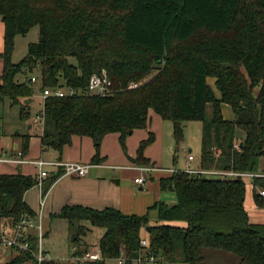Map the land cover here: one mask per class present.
Instances as JSON below:
<instances>
[{"label": "trees", "instance_id": "obj_1", "mask_svg": "<svg viewBox=\"0 0 264 264\" xmlns=\"http://www.w3.org/2000/svg\"><path fill=\"white\" fill-rule=\"evenodd\" d=\"M0 21V104L18 106L19 119L30 123L34 75L41 94L62 88L79 93L45 100L44 151L62 155L74 137H88L96 149L91 164L100 165L108 135L119 134L127 152L128 138L148 129L154 113L173 124L177 151L185 123L202 124L201 170L264 175V166L259 170L264 161V0H0ZM35 27L43 41L30 43L27 56L14 63L16 38ZM103 72L115 93L86 95L92 77ZM210 78L220 98L209 86ZM131 84L139 87L131 89ZM224 104L232 108L234 120L224 118ZM14 137L27 157L31 136ZM154 141L150 133L132 163L153 166L145 151ZM61 176L60 170L51 173L45 191ZM252 184L254 201L264 209L257 193V188L264 190V178ZM37 185V175H0V229H14L24 216L35 218L24 196ZM160 186L175 194L177 203L155 204L158 226H149V215L65 207L57 217L79 224L75 255L88 251L79 243L86 235L84 224L90 223L106 231L99 245L102 256L118 259L124 252L128 264L142 251L145 228L152 253L171 264H204L205 249L237 256L239 264H264V224L250 221L243 178L221 181L176 171ZM31 242L37 250V241ZM33 260L32 254L17 253L6 264Z\"/></svg>", "mask_w": 264, "mask_h": 264}, {"label": "crops", "instance_id": "obj_2", "mask_svg": "<svg viewBox=\"0 0 264 264\" xmlns=\"http://www.w3.org/2000/svg\"><path fill=\"white\" fill-rule=\"evenodd\" d=\"M1 60V59H0ZM3 72V64L0 66V76ZM216 82V81H215ZM43 105V100H42ZM32 107V106H31ZM42 108V107H41ZM223 112V106H222ZM157 118H160L158 115L151 113L150 114V125L146 130H137L132 136L127 140V150L129 148L130 154L125 153L124 151H119V147L116 145V140L120 139L119 134L108 135L102 144L101 148V158L103 160L100 165H92V159L96 154V149L93 143V140L88 137H74L72 140L71 146H68L64 149L62 155L54 150H43L41 145V134L38 128L32 122L28 123L24 130H13L3 131L2 136L0 137V154H15L16 150L20 149V139L15 138L14 135H29L31 136L30 140V152L27 156L28 160L37 161L44 160L47 162H75L82 163L86 165H91L89 173L85 177H71V176H61L52 187L46 192L45 186L43 184V191L47 193L45 206L43 208V225L45 229V237L49 234V224L51 220L49 217H57L58 214L65 207H84L96 211H103L108 208H113L119 210L124 215L127 216H146L149 215L147 212L152 209L155 204L159 202L166 203V200L169 201L168 205H174L176 203L175 194L168 195V192H163L161 190L160 181L163 178L170 177L172 173L155 171L154 176H150L151 183L149 179L145 176L148 173H143L140 171L141 167H138L132 163L129 158H136L139 145L142 141L147 140L149 134L152 133L155 136L154 143L147 148L145 151V156L149 158L153 166H148L152 168L170 170V171H181L179 168H163V165H166L164 162V152L162 147L161 135L156 137V128L154 124L158 121ZM235 118V117H234ZM234 118L232 120H234ZM232 121L231 119H226ZM166 122V121H165ZM157 133V132H156ZM36 141L39 144L38 153L33 155V142ZM161 140V141H160ZM113 149L111 152L110 149ZM132 149V150H131ZM116 151V152H115ZM41 152L39 158L35 157ZM192 153V151H189ZM48 156L49 159H45L44 156ZM190 157V155H189ZM189 157L186 160L185 166L192 169V162L189 161ZM186 169V168H185ZM193 170H201L200 166L198 168H193ZM0 175H14V174H23L26 176H36L38 170L33 165H23V166H5L1 168ZM58 170L51 168L50 172L52 174L57 173ZM140 175V177H135L134 182H132L134 173ZM50 173V174H51ZM159 180L154 181V178ZM138 178H144V184H137L135 180ZM147 184V185H146ZM46 185V184H45ZM145 189L147 191L145 192ZM259 189H257V192ZM259 193V192H258ZM41 188L39 186L34 187L28 191L24 196L25 203L30 207V209L35 213V217H39L40 210V199H41ZM254 201V198H253ZM255 203V201H254ZM167 204V203H166ZM256 205V203H255ZM257 206V205H256ZM258 207V206H257ZM259 209H262L258 207ZM264 210V209H262ZM251 221V220H250ZM253 223V222H252ZM260 224V223H256ZM51 226V225H50ZM9 228V227H8ZM2 229V228H1ZM12 230V229H11ZM44 237V239H45ZM145 240H148L145 239ZM43 250L48 254L52 255L50 251L45 248L44 240L42 243ZM0 247L4 248L2 245ZM6 249V248H4ZM8 251V249L6 250ZM10 251V250H9ZM13 254L17 252L12 251ZM74 254L76 253V247L74 246ZM11 258V259H12ZM68 258V257H65ZM7 261V260H6ZM10 261V260H9ZM8 261V262H9ZM6 262V263H8ZM0 263H5L0 259Z\"/></svg>", "mask_w": 264, "mask_h": 264}, {"label": "rangeland", "instance_id": "obj_3", "mask_svg": "<svg viewBox=\"0 0 264 264\" xmlns=\"http://www.w3.org/2000/svg\"><path fill=\"white\" fill-rule=\"evenodd\" d=\"M39 36V29L37 27L33 28L31 32L27 36H18L15 41V51L13 54V62L14 63H19L22 61L26 56L28 52V45L30 43H36L40 40ZM4 50V24L3 22L0 21V54ZM71 63L76 64V60L71 59ZM0 66L2 67V61L0 60ZM35 73H38L36 71ZM1 74V73H0ZM156 74V72L154 73ZM153 74V75H154ZM37 75H34L35 77ZM209 86L212 88V90L216 93L217 97L220 98V94L215 86V80L210 78L208 79ZM1 85V81H0ZM35 88V96L31 104V114L32 118L31 120L36 117L42 107V98L40 97L41 93V86L39 84L34 85ZM19 112L20 108L18 106L13 107L10 101H6L3 104H0V137L3 134V131H7L8 128L9 130H13L14 128H17V130H24L27 126V122H22L19 119ZM208 114H210V111L208 110ZM223 116L225 119H233L234 113L232 111V108L229 105L224 104L223 105ZM156 117V116H154ZM157 118V117H156ZM158 121L155 122L154 127L156 128V137H160L161 135V140H162V147H163V152H164V162L166 165H163V168H179L181 171H187V170H193V168H198L200 166L201 162V134H202V124L200 122H188L185 123L184 125V140L182 144L179 147V150L177 151V145L174 140L173 136V124L171 122H165L161 118H157ZM31 120L29 122H31ZM41 134V131L43 130L41 128H38ZM238 135H244L242 132H238ZM160 140V141H161ZM116 145L119 147V151H124L120 139L116 140ZM38 147L39 144L36 141V139L33 142V155L35 153H38ZM111 152H113V149H110ZM132 150V149H131ZM192 151L190 153L189 151ZM116 152V151H115ZM125 152V151H124ZM31 153V152H30ZM130 154V150L128 148L127 152ZM41 152L37 154L38 157L40 156ZM193 156L196 160L195 162H192V169L190 167H186V160L188 157ZM41 157V156H40ZM45 159H49V157L46 155L44 156ZM133 159L130 155V159ZM132 162V160H131ZM264 166V161L262 160L260 163V169ZM5 166H0L3 168ZM186 168V169H185ZM1 172V171H0ZM134 173V172H133ZM150 176H154L155 173L151 172L146 174L147 179H149V183H151V179L149 178ZM132 182H134L135 177H140V175H136L134 173L133 175ZM159 180L158 177L154 178V181ZM247 185V196H246V201H245V208L248 212L249 218L251 222L253 223H260L264 224V210L259 209L254 201H253V180L249 178L244 179ZM147 185V184H146ZM261 189H259L260 191ZM147 189H145V192ZM258 191V192H259ZM257 192V193H258ZM168 195L170 192L167 193ZM176 197V196H175ZM167 204H172L169 203V201L166 200ZM176 203H177V198H176ZM175 203V204H176ZM174 204V205H175ZM149 226H158L162 225L161 222L158 220V213L157 210L150 209L149 212ZM49 220H51L48 227L49 228V234L47 237L44 239V245L45 248L51 252L52 257L54 259H62L65 257L70 258L74 253V246H75V236L79 234V224H70L68 221L59 218V217H49ZM175 226H185L184 223H170ZM51 225V226H50ZM84 226H86V235L81 236V241H80V246L82 248H88L89 251H94L97 249L100 245V241L102 237L105 235V229H99V228H94L91 226L90 223H85ZM148 237V232L146 228L142 232V238L147 239ZM7 249H4L0 247V259L3 260L5 263H0V264H6L9 260L12 258V253L11 250L6 251ZM204 257H205V262L204 264H239L240 259L237 256L228 254L226 252L222 251H217L213 249H205L204 250ZM13 256H16L13 254ZM7 260V261H6ZM116 264V263H112ZM161 264H171L166 261H162ZM173 264H184V263H173Z\"/></svg>", "mask_w": 264, "mask_h": 264}, {"label": "built area", "instance_id": "obj_4", "mask_svg": "<svg viewBox=\"0 0 264 264\" xmlns=\"http://www.w3.org/2000/svg\"><path fill=\"white\" fill-rule=\"evenodd\" d=\"M32 83L36 84L37 79L32 78ZM138 84H131L129 88L136 89ZM115 93L113 82L109 79L107 73L103 72L101 75H95L90 80L89 86L86 90V95L92 97L106 98L112 96ZM79 93L73 88H62L56 90L46 89L40 97L43 100V105L40 113L33 119L35 126L40 127L42 130L45 125V100L49 97H72ZM194 157L190 156L189 161H193ZM33 165L37 168L38 185L41 188L42 194L40 199V216L29 217L24 216L14 227L10 229L4 227L0 229V245L4 248L15 251L17 253L32 254L34 260L25 264H46V263H60V264H128L130 260L122 252L121 257L118 259H107L102 256L101 249L98 247L94 251H87L83 255L73 254L70 258L54 259L52 255L43 250V240L45 237V229L43 225V208L45 206L47 193L43 191L44 180L50 175V169L55 168L63 172V176L71 177H85L88 175L91 165L75 162H47L44 160L32 161L24 157L20 149L16 150L15 154H0V166H23ZM140 171L143 173H151L155 171L174 173L176 171L162 170L152 167H141ZM191 174H202L208 178L219 179L221 181H231L239 178H249L254 180L255 178H264L262 174H245L237 172H221V171H203V170H187ZM137 184H144V178H138L135 180ZM258 189V188H257ZM259 195L264 199V190L259 191ZM31 239L37 241V250L32 249ZM142 251L139 256L133 260L134 264H161L163 259L155 256L150 250L148 240H141Z\"/></svg>", "mask_w": 264, "mask_h": 264}, {"label": "water", "instance_id": "obj_5", "mask_svg": "<svg viewBox=\"0 0 264 264\" xmlns=\"http://www.w3.org/2000/svg\"><path fill=\"white\" fill-rule=\"evenodd\" d=\"M40 40L43 41V38H41Z\"/></svg>", "mask_w": 264, "mask_h": 264}]
</instances>
